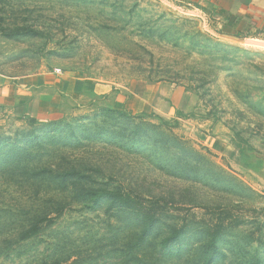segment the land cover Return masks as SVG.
Returning <instances> with one entry per match:
<instances>
[{
  "label": "rangeland",
  "instance_id": "obj_1",
  "mask_svg": "<svg viewBox=\"0 0 264 264\" xmlns=\"http://www.w3.org/2000/svg\"><path fill=\"white\" fill-rule=\"evenodd\" d=\"M200 10L0 0V74L83 83L0 105V264H264V41Z\"/></svg>",
  "mask_w": 264,
  "mask_h": 264
},
{
  "label": "crops",
  "instance_id": "obj_2",
  "mask_svg": "<svg viewBox=\"0 0 264 264\" xmlns=\"http://www.w3.org/2000/svg\"><path fill=\"white\" fill-rule=\"evenodd\" d=\"M182 1L208 12L215 20L216 29L226 37L264 41V0ZM81 85L83 83L75 78L53 73L14 80L0 74V105L10 106L18 114L45 118L56 111L66 97H79ZM147 96L149 100L150 93ZM138 105L141 107L142 103ZM124 106L131 110L136 103L128 105L126 102Z\"/></svg>",
  "mask_w": 264,
  "mask_h": 264
},
{
  "label": "trees",
  "instance_id": "obj_3",
  "mask_svg": "<svg viewBox=\"0 0 264 264\" xmlns=\"http://www.w3.org/2000/svg\"><path fill=\"white\" fill-rule=\"evenodd\" d=\"M213 240H214V238H213ZM215 246H216V245H215V242H213V243H212V249H213V251H215ZM207 264H210V262H208Z\"/></svg>",
  "mask_w": 264,
  "mask_h": 264
},
{
  "label": "built area",
  "instance_id": "obj_4",
  "mask_svg": "<svg viewBox=\"0 0 264 264\" xmlns=\"http://www.w3.org/2000/svg\"><path fill=\"white\" fill-rule=\"evenodd\" d=\"M60 72V70L58 69V70H56V73H59Z\"/></svg>",
  "mask_w": 264,
  "mask_h": 264
}]
</instances>
